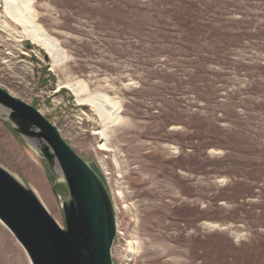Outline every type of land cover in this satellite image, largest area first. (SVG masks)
Instances as JSON below:
<instances>
[{
    "label": "rangeland",
    "instance_id": "374dc122",
    "mask_svg": "<svg viewBox=\"0 0 264 264\" xmlns=\"http://www.w3.org/2000/svg\"><path fill=\"white\" fill-rule=\"evenodd\" d=\"M29 1L64 61L0 0V88L92 162L115 209L114 264H264V0ZM0 166L63 227L54 178L2 120ZM0 264H30L1 223Z\"/></svg>",
    "mask_w": 264,
    "mask_h": 264
},
{
    "label": "water",
    "instance_id": "95a60500",
    "mask_svg": "<svg viewBox=\"0 0 264 264\" xmlns=\"http://www.w3.org/2000/svg\"><path fill=\"white\" fill-rule=\"evenodd\" d=\"M0 120L45 163L63 227L30 186L0 166V223L24 250L30 264H114L115 209L92 162L80 158L35 107L0 88ZM63 184L67 197L56 191Z\"/></svg>",
    "mask_w": 264,
    "mask_h": 264
},
{
    "label": "bare ground",
    "instance_id": "6f19581e",
    "mask_svg": "<svg viewBox=\"0 0 264 264\" xmlns=\"http://www.w3.org/2000/svg\"><path fill=\"white\" fill-rule=\"evenodd\" d=\"M5 5V13L9 16L13 21L19 23L21 28L24 29L25 37L32 41L35 45H38L43 49L51 58L52 66L58 67L64 61V54L58 48L56 43L45 36H43L38 29V27L33 24L32 20L27 16V10L29 9V0H3ZM29 25V28L28 26ZM13 30V29H12ZM64 86V85H62ZM60 86L59 88H62ZM69 89L75 97L79 96V91L71 85L65 86ZM92 106H94L100 115V117L108 122L109 124H114L117 120V116L113 115V111L108 107L109 103L103 97H94L88 101ZM103 138H105V134L103 131L100 132Z\"/></svg>",
    "mask_w": 264,
    "mask_h": 264
}]
</instances>
